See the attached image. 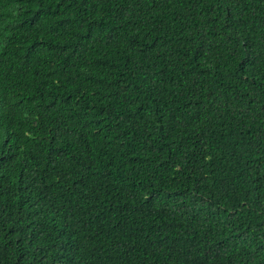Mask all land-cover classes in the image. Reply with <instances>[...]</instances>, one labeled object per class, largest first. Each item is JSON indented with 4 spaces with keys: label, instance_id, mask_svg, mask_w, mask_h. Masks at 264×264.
<instances>
[{
    "label": "trees",
    "instance_id": "obj_1",
    "mask_svg": "<svg viewBox=\"0 0 264 264\" xmlns=\"http://www.w3.org/2000/svg\"><path fill=\"white\" fill-rule=\"evenodd\" d=\"M0 264H264V0H0Z\"/></svg>",
    "mask_w": 264,
    "mask_h": 264
}]
</instances>
